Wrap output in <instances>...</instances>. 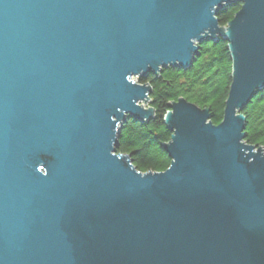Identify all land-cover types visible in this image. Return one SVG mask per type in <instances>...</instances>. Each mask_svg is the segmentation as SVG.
<instances>
[{"label":"water","instance_id":"1","mask_svg":"<svg viewBox=\"0 0 264 264\" xmlns=\"http://www.w3.org/2000/svg\"><path fill=\"white\" fill-rule=\"evenodd\" d=\"M219 37L222 120L169 103L170 164L137 171L115 148L154 116L138 79ZM263 88L264 0H0V264H264V147L241 113Z\"/></svg>","mask_w":264,"mask_h":264},{"label":"trees","instance_id":"2","mask_svg":"<svg viewBox=\"0 0 264 264\" xmlns=\"http://www.w3.org/2000/svg\"><path fill=\"white\" fill-rule=\"evenodd\" d=\"M240 7V2L227 5L216 16L219 25L225 26ZM227 45L221 37L205 41L188 68L168 66L158 75L148 74L138 79L151 87L149 105L154 116L145 122L127 118L120 127L121 137L115 152L128 154L139 172H162L168 168L170 158L163 144L170 140L171 132L163 118L169 110L168 104L179 98L209 109V121L219 124L232 81V61ZM241 113L245 117L244 142L264 147V88L255 92Z\"/></svg>","mask_w":264,"mask_h":264},{"label":"rangeland","instance_id":"3","mask_svg":"<svg viewBox=\"0 0 264 264\" xmlns=\"http://www.w3.org/2000/svg\"><path fill=\"white\" fill-rule=\"evenodd\" d=\"M132 79H133L134 81H137V78H136V77H133ZM145 107H146V105H145Z\"/></svg>","mask_w":264,"mask_h":264}]
</instances>
